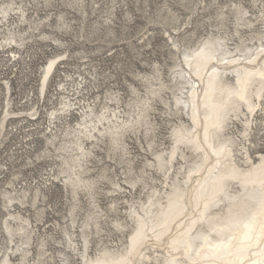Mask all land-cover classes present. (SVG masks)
<instances>
[{
  "label": "bare ground",
  "instance_id": "6f19581e",
  "mask_svg": "<svg viewBox=\"0 0 264 264\" xmlns=\"http://www.w3.org/2000/svg\"><path fill=\"white\" fill-rule=\"evenodd\" d=\"M199 1L204 4L202 9L209 4ZM33 2L39 3L0 0V61L12 65L10 74L20 60L24 62L26 44H35L37 40L64 44L60 38L41 30L42 26L58 31L70 28L62 12L57 14L55 25L45 22L47 15L40 17ZM44 2L48 4L49 0ZM188 3L192 4L189 8L192 12L194 2ZM74 4L77 0L68 3L71 8ZM230 6L236 25L232 33L221 32L223 10L216 15L217 31L200 38L194 47L187 44L193 31L182 34L184 49H180L172 34L164 32L176 50L171 53L172 58L177 57L168 68L170 79H160L159 68L155 66L153 75L144 76V97L130 86L133 99L126 101L122 109L118 95L108 98L107 94L104 102L115 105L105 103L97 110L94 101L79 98L86 87V78L64 72L63 77L69 82L60 80L54 88L59 90L57 105L49 108L41 105L44 110L41 113L40 99H45L52 74L68 55L49 59L40 75L38 98L26 96L30 105L20 113L10 106L13 100L9 77L0 83L4 101V104L0 102V145L15 127L21 126L22 142L42 137L46 143L45 156L59 159L57 169L51 167L46 171L43 181L30 183L28 187L16 186L18 189H0V208L4 210L0 214V264H56L55 256L60 264H260L264 261V217L259 207L262 177L256 167L264 151L256 150V142L261 138L255 139L264 130V0H250L251 10L239 1L231 2ZM167 10L172 16L168 24L178 30L174 25L177 16ZM256 24H261L262 29H254ZM232 36L238 41L234 42ZM165 90L172 98V105L162 96ZM155 99L166 106L165 116L177 117L171 126L167 152L154 151V161L145 160L143 164L162 175L159 185H152L158 178L149 177L151 172L144 168L138 175L130 176L133 173L130 166L123 171L125 178L120 183L109 178L107 166L101 168L97 178L89 175V163L96 157L94 149L102 148L100 143L108 141L107 158L114 159L118 151L121 160L129 155L125 143L128 133L135 134L141 128L146 135L152 133L154 124L149 120V112ZM94 100L98 102V96ZM71 115H75L74 123L69 120ZM30 121L43 125L31 128L34 123L29 124ZM152 140L148 139V148L152 147ZM47 145L56 153L51 154ZM0 169V173L6 170L3 163ZM6 171L13 179L5 184L14 187L19 172ZM99 179H107L115 187L107 190L108 196L122 192L121 184L128 186L130 192L138 183L143 186L142 192L147 189L142 197L127 200L128 220L116 216L107 220V212H115L118 202L111 201L106 209L98 204L95 195ZM55 181L70 195L66 214L62 215L66 222L54 223V229L62 232L63 242L56 241L45 228L40 232L42 228L39 230L38 226L47 209L58 214L45 202L44 192V187ZM80 191L88 198L86 207L81 204ZM250 194L254 201L248 200ZM122 202L126 200L122 198ZM246 203H250L251 212L256 214L254 222L248 220L251 213L244 210ZM104 224H111L113 229ZM114 229L118 234L109 239ZM49 240H55L58 243L55 245L63 249L53 255L46 248ZM68 249L71 255L64 252Z\"/></svg>",
  "mask_w": 264,
  "mask_h": 264
},
{
  "label": "rangeland",
  "instance_id": "374dc122",
  "mask_svg": "<svg viewBox=\"0 0 264 264\" xmlns=\"http://www.w3.org/2000/svg\"><path fill=\"white\" fill-rule=\"evenodd\" d=\"M36 1L39 3L35 5V2H33L34 9L40 17L47 15L45 22L55 25L58 22L57 14L62 12L65 18L64 21L70 25V28L66 29V31H58L54 27L42 26L41 30L50 33L51 36L60 38L64 41V44H53L50 40H37L35 44H26L27 52L22 55L24 62L20 60L14 67L15 69L13 68L12 74H10L12 65L5 64V60L0 61V83L6 77H9L13 100L10 106L13 111L18 113L23 108L29 107L28 97L38 98L41 83L40 75L43 67L50 58L61 55H68V59L61 61V63L58 62L60 68L52 74L49 80L46 97L45 99H40L41 113L44 111H42L41 105H45L46 108L57 105L58 94L56 93L59 90L55 91L54 88L57 87L60 80H63L64 83L69 82L63 77L64 72L75 78L77 74L86 78V87L79 94V98L94 101L97 110H100V107L105 103L115 105L111 101L104 102L107 101V94L108 98L112 94L118 95L122 109V107L126 106V101L133 99L134 95L130 91V86L138 89L139 96L146 94L144 92L146 87L143 81L144 76L153 75L155 66L159 68L160 79L163 81L170 79L171 73L169 74L168 68H170L177 57L172 58L171 53H175L176 50L172 48L164 32L172 34L177 39L176 41L179 42L180 49H184L186 44H183L181 36L193 31L192 37L187 44L194 47V44H197L200 38L206 36L209 32L217 31L219 18L216 15L220 10L225 12L224 27L221 32L225 34H227L226 31L232 33L236 25L234 24L233 7L230 6L231 2L239 1L251 10L250 0H205V3H209L205 9H202L204 4L199 0H77V4H74L72 8L68 5L71 0H49L48 4L44 0ZM188 1L194 2V10L192 12L189 10L192 4L188 3ZM167 8L177 16L174 25L179 27L178 30H174L172 24H168L172 16ZM255 28L262 29V25L256 24ZM232 38L234 42L238 41L236 36H232ZM177 55L180 57L181 53L178 52ZM90 76H92V79ZM0 87H2V84H0ZM53 92L54 95H52ZM0 96V102L4 104L3 95L1 94ZM96 96H98V102L94 100ZM162 96L172 105V98L166 90L162 93ZM155 100L153 110L149 112V120L154 124L152 133L150 132L146 135L143 128L135 134L128 133L125 137V143L129 155L121 157V160L118 151L115 152L114 159L107 158L108 141L106 140L105 144L100 143L102 148L96 147L94 149L96 157L89 163L92 171L88 173L89 175L97 178L101 168L107 166L109 178L120 183V180L125 178V175H122L124 174L123 171L130 166L133 170L130 176L138 175L139 171L144 168L151 172V176L148 174L149 177L158 178L156 181L158 184L152 182V185H159V180L163 179L162 175L156 173L155 170L152 171L148 165L143 164H146L145 160L154 161L152 152H167L168 147L171 145L169 136L171 126L176 122L177 117L170 114H168L170 118L165 116L166 106L157 99ZM74 116H69L71 123H74ZM178 116L184 118L182 115ZM41 122L36 124L37 122L30 121L29 124L34 123V125L30 126L31 128H36L38 125L42 127L43 124ZM24 124H26V121ZM23 135V129L21 126H17L0 145V163H3L8 171L19 172L18 177L14 179V187L10 186L9 188L5 182L13 178L4 169L0 173V189H12L16 188V186L18 188L20 186L28 187L30 183L34 184L35 182L43 181L42 177L46 176L44 173L50 170L51 167L57 169L59 159L55 156L51 158L45 156L44 148H46V143L44 139L42 137H34L22 142ZM149 138L151 140L153 138L152 141L154 142L151 148L147 146ZM256 138H261L256 142V150L264 151V130L256 134ZM47 147L51 154L56 153L51 146L47 145ZM178 161L180 162V160ZM121 185L123 186L122 192L115 191L116 194L108 196V194L106 195L107 190L115 189V187L107 179H99L97 183V194L95 196L98 204L106 209L111 201L115 200V203L118 202L115 206V212H107L109 216L107 220L115 216L128 220L126 218L127 200L142 197L147 190L145 189L142 192L143 186L139 183L134 190H131L132 192H130L128 186ZM124 190H127V192H124ZM44 192L45 202H49L53 210L58 212V214L47 209L45 217L38 224L39 230L42 228L41 232L45 228L44 231L52 233L56 241L63 242L62 232L58 228L54 229V223L62 225L66 222L62 215L66 214L70 195L56 181L44 187ZM84 195V192H79L81 204L86 207L88 198ZM122 198L126 202H122ZM1 199L0 196V202ZM29 210L32 212L33 209L29 208ZM83 212L84 210L80 212L81 215ZM3 213L4 210L0 208V214ZM67 223L69 224V222ZM105 226L113 229L111 224H106ZM117 234L114 229L109 239H114ZM93 240H96V238L94 237ZM56 241L49 240L46 247L53 255L56 254L57 250L63 249L61 245H55L58 244ZM32 247L34 246L32 245ZM64 252L68 255L72 254L69 249L64 250ZM54 260L56 264H60L58 256H55Z\"/></svg>",
  "mask_w": 264,
  "mask_h": 264
},
{
  "label": "snow or ice",
  "instance_id": "6c2138e0",
  "mask_svg": "<svg viewBox=\"0 0 264 264\" xmlns=\"http://www.w3.org/2000/svg\"><path fill=\"white\" fill-rule=\"evenodd\" d=\"M262 75H264V73H262ZM241 99H243V97H241ZM256 167L259 168L260 173H261V177H262L260 180L261 195H260L259 207H260V215L262 217H264V157H261V163H260V165H257ZM254 199H255V197L250 194L248 197V200L251 202V201H254ZM244 210L251 213V215L248 216L249 222H254L256 214L254 212H251L250 203H246L244 205ZM229 211L231 212V209H229ZM262 227H264V224H262ZM248 238H250V237H248ZM260 264H264V261H261Z\"/></svg>",
  "mask_w": 264,
  "mask_h": 264
}]
</instances>
